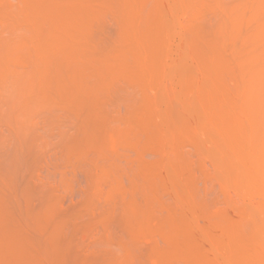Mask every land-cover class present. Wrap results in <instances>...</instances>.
<instances>
[{
    "label": "rangeland",
    "instance_id": "obj_1",
    "mask_svg": "<svg viewBox=\"0 0 264 264\" xmlns=\"http://www.w3.org/2000/svg\"><path fill=\"white\" fill-rule=\"evenodd\" d=\"M0 138L2 264H264V0H0Z\"/></svg>",
    "mask_w": 264,
    "mask_h": 264
},
{
    "label": "bare ground",
    "instance_id": "obj_2",
    "mask_svg": "<svg viewBox=\"0 0 264 264\" xmlns=\"http://www.w3.org/2000/svg\"><path fill=\"white\" fill-rule=\"evenodd\" d=\"M121 1H122V0H121ZM128 3H129V2H128ZM131 3H132V2H131ZM123 8H124V7H123ZM75 10H76V9H75ZM124 11H125V10H124ZM126 11H127V10H126ZM66 12H67V11H66ZM60 13H61V12H60ZM62 13H63V12H62ZM126 13H127V12H126ZM126 13H125V15H126ZM57 14H58V13H57ZM90 14H91V12H90ZM121 14H122V13H121ZM39 15H40V14H39ZM62 15H63V14H62ZM92 15H93V14H92ZM125 15H124V16H125ZM40 16H41V15H40ZM65 16H66V15H65ZM68 16H69V15H68ZM131 17H132V16H131ZM131 17H130V18H131ZM44 18H45V17H44ZM61 18H62V17H61ZM68 18H69V17H68ZM77 18H79V17H77ZM92 18H93V17H92ZM95 18H96V17H95ZM120 18H121V17H120ZM124 18H125V17H124ZM133 18H134V17H133ZM133 18H132V19H133ZM137 18H138V17H136L135 19H137ZM28 19H29V18H28ZM56 19H57V17H56ZM80 19H81V18H80ZM138 19H139V18H138ZM68 20H70V19H68ZM34 21H35V20H34ZM38 21H39V20H38ZM49 21H50V20H49ZM58 21H60V20H58ZM62 21H64V20H62ZM119 21H120V20H119ZM121 21H122V20H121ZM121 21H120V24H121V23L123 24V22H121ZM123 21H124V20H123ZM132 21H135V20L133 19ZM132 21H131V22H132ZM53 22H54V20H53ZM124 22H125V21H124ZM129 22H130V21H129ZM54 23H55V22H54ZM56 23H57V21H56ZM56 23H55V24H56ZM68 23H69V21H68ZM52 24H53V23H52ZM57 24H58V23H57ZM130 24H131V23H130ZM67 25H68V24H67ZM70 25H71V24H70ZM75 25H76V24H75ZM131 25H132V24H131ZM125 26H126V24H125ZM48 27H49V26H48ZM61 27H62V26H61ZM55 28H56V25H55ZM121 28H122V27H121ZM122 29H123V28H122ZM38 30H39V29H38ZM38 30H37V31H38ZM80 30H81V29H80ZM50 31H51V30H50ZM38 32H39V31H38ZM56 32H57V31H56ZM64 32H65V31H64ZM54 33H55V32H54ZM89 34H90V33H89ZM118 35H119V33H118ZM123 35H124V34H123ZM144 35H145V34H144ZM46 36H47V35H46ZM77 36H78V34H77ZM87 37H88V36H87ZM92 37H95V36H92ZM126 37H127V36H126ZM144 37H145V36H144ZM46 38H47V37H46ZM65 38H66V37H65ZM83 38L86 39L85 37H83ZM89 38H91V37H89ZM95 38H96V37H95ZM135 38H136V37H135ZM48 39H49V38H48ZM77 39H78V38H77ZM77 39H76V40H77ZM81 39H82V38H81ZM37 40H38V39H37ZM55 40H56V39H55ZM65 40H66V39H65ZM82 40H83V39H82ZM87 40H89V39H87ZM91 40H92V39H91ZM93 40H94V39H93ZM85 41H86V40H85ZM117 41H118V40H117ZM50 42H51V41H50ZM67 42H68V41H67ZM76 42H77V41H76ZM76 42H75V43H76ZM92 42H93V41H92ZM36 43H37V42H36ZM48 43H49V42H48ZM82 43H83V42H82ZM90 43H91V42H90ZM94 43H95V42H94ZM101 43H102V42H101ZM37 44H38V43H37ZM64 44H65V43H64ZM66 44H67V43H66ZM85 44H86V43H85ZM106 44H107V43H106ZM57 45H58V44H57ZM24 46H25V45H24ZM24 46H23V47H24ZM31 46H32V44H31ZM39 46H40V45H39ZM78 46H79V45H78ZM84 46H85V45H84ZM26 47H27V46H26ZM50 47H51V46H50ZM90 47H91V46H90ZM31 48H32V47H31ZM47 48H48V47H47ZM59 48H60V47H59ZM59 48H58V49H59ZM65 48H66V47H65ZM85 49H86V48H85ZM33 50H34V49H33ZM37 50H38V49H37ZM37 50H36V51H37ZM40 50H41V49H40ZM45 50H46V49H45ZM48 50H49V48H48ZM80 50H81V49H80ZM92 50H93V49H92ZM96 50H97V49H96ZM98 50H99V49H98ZM51 51H52V50H51ZM51 51H50V52H51ZM47 52H48V51H47ZM98 52H99V51H98ZM101 52H102V51H101ZM104 52H105V51H104ZM37 53H38V52H37ZM56 53H57V52H56ZM56 53H55V54H56ZM85 53H86V52H85ZM57 54H58V53H57ZM95 54H96V53H95ZM46 56H47V55H46ZM96 57H97V56H96ZM31 58H32V57H31ZM61 58H62V57H61ZM27 59H28V58H27ZM93 59H94V58H93ZM117 59H118V58H117ZM47 60L49 61V59H47ZM55 60H56V59H55ZM79 60H80V59H79ZM97 60H98V59H97ZM109 60H110V58H109ZM119 60H120V58H119ZM119 60H118V61H119ZM92 61H94V60H92ZM98 61H99V60H98ZM115 61H116V60H115ZM124 62H125V61H124ZM46 63L48 64V62H46ZM71 63H72V62H71ZM50 64H51V63H50ZM84 64H85V62H84ZM103 64H104V63H103ZM117 64H118V63H117ZM38 65H40V64H38ZM75 65H76V64H75ZM77 65H78V64H77ZM82 65H83V64H82ZM110 65H111V64H110ZM125 65H127V64H125ZM47 66H48V65H47ZM50 66H51V65H50ZM59 67H60V66H59ZM80 67H81V66H80ZM94 67H95V66H94ZM118 67H119V66H118ZM35 68H37V67H35ZM52 68H53V67H52ZM55 68H56V67H55ZM55 68H54V69H55ZM107 68H108V66H107ZM33 69H34V67H33ZM61 69H62V68H61ZM120 69H121V68H120ZM67 70H68V69H67ZM105 70H106V69H105ZM108 70L110 71V69H108ZM71 71H72V70H71ZM100 71H101V70H100ZM102 71H103V69H102ZM123 71H124V70H123ZM38 72H39V71H38ZM46 72H47V71H46ZM54 72H56V71H54ZM119 72H120V71H119ZM125 72H126V71H125ZM5 73H6V72H5ZM43 73H44V72H43ZM56 73H57V72H56ZM66 73H67V72H66ZM72 73H73V72H72ZM104 73H105V72H104ZM108 73H109V72H108ZM126 73H127V72H126ZM13 74H14V73H13ZM38 74H39V73H38ZM67 74H68V73H67ZM98 74H99V73H98ZM110 74H111V73H110ZM36 75H37V74H36ZM36 75H35V76H36ZM40 75H41V74H40ZM43 75H44V74H43ZM55 75H56V74H55ZM55 75H54V76H55ZM104 75H105V74H104ZM122 75H123V74H122ZM122 75H121V76H122ZM33 76H34V75H33ZM44 76H45V75H44ZM67 76H68V75H67ZM71 76H72V75H71ZM73 76H74V74H73ZM115 76H116V75H115ZM125 76H126V75H125ZM125 76H123V77H125ZM28 77H29V76H28ZM61 77H62V76H61ZM98 77H99V76H98ZM100 77H101V76H100ZM38 78H40V77H37V79H38ZM104 78H105V77H104ZM111 78L113 79L114 77H111ZM117 78H118V77H117ZM126 78H127V77H126ZM7 79H8V78H7ZM54 79H55V78H54ZM22 80H23V79H22ZM33 80H34V78H33ZM30 81H31V79H30ZM58 81H59V80H58ZM80 81H81V80H80ZM103 81H104V80H103ZM103 81H102V82H103ZM126 81H127V80H126ZM25 82H26V81H25ZM28 82H29V81H28ZM31 82H32V81H31ZM48 82H49V81H48ZM59 82H60V81H59ZM81 82H82V81H81ZM11 83H12V82H11ZM16 83H17V82H16ZM26 83H27V82H26ZM77 83H78V82H77ZM88 83H89V82H88ZM29 84H30V83H29ZM52 84H53V83H52ZM81 84H82V83H81ZM45 85H46V84H45ZM45 85H44V87H45ZM65 85H66V84H65ZM86 85H87V84H86ZM88 85H89V84H88ZM98 85H99V84H98ZM117 85H118V84H117ZM122 85H123V84H122ZM13 86H14V85H13ZM19 86H20V85H19ZM21 86H22V85H21ZM37 86H38V85H37ZM46 86H47V85H46ZM57 86H58V84H57ZM60 86H63V85H60ZM114 86H115V85H114ZM17 87H18V86H17ZM31 87H32V86H31ZM58 87H59V86H58ZM64 87H65V86H64ZM78 87H79V86H78ZM84 87H85V86H84ZM115 87H116V86H115ZM11 88H13V87H11ZM14 88H15V87H14ZM19 88H21V87H19ZM36 88H37V87H36ZM40 88H41V87H40ZM40 88H39V89H40ZM74 88H75V87H74ZM80 88H81V87H80ZM86 88H87V87H86ZM55 89H56V87H55ZM58 89H59V88H58ZM58 89H57V90H58ZM92 89H93V88H92ZM3 90H4V89H3ZM7 90H8V89H7ZM10 90H11V89H10ZM23 90H24V89H23ZM26 90H27V89H26ZM87 90L90 91L89 88H88ZM120 90H121V89H120ZM122 90H123V89H122ZM5 91H6V90H5ZM14 91H15V90H14ZM32 91H33V90H32ZM38 91H39V90H38ZM40 91H41V90H40ZM61 91H62V90H61ZM101 91H102V90H101ZM36 92H37V91H36ZM63 92H64V90H63ZM75 92H76V91H75ZM78 92H79V91H78ZM94 92H96V90H95ZM107 92H108V91H107ZM119 92H120V91H119ZM19 93H20V92H19ZM33 93H34V92H33ZM41 93H42V92H41ZM41 93L38 92V94H40V95H41ZM57 93H58V92H57ZM57 93H56V94H57ZM64 93H65V92H64ZM89 93H90V92H89ZM112 93H113V92H112ZM16 94H18V93H16ZM38 94H37V95H38ZM44 94H45V93H44ZM51 94H52V93H51ZM76 94H77V93H76ZM96 94H98V93H96ZM96 94H94V95L96 96ZM106 94H108V93H106ZM106 94H105V95H106ZM37 95H36V96H37ZM52 95H53V94H52ZM52 95H50V96H52ZM68 95H69V94H68ZM3 96H4V95H3ZM16 96H18V95H16ZM58 96H59V95H58ZM84 96H85V95H84ZM100 96H101V94H100ZM1 97H2V96H1ZM10 97H11V96H10ZM12 97H13V96H12ZM19 97H20V96H19ZM46 97H49V96H46ZM55 97H56V96H55ZM87 97H88V96H87ZM3 98H4V97H3ZM8 98H9V96H8ZM31 98H32V97H31ZM35 98H36V97H35ZM53 98H54V96H53ZM57 98H58V97H57ZM76 98H77V97H76ZM78 98H79V97H78ZM80 98H81V97H80ZM100 98H101V97H100ZM103 98H105V96H104ZM103 98H102V99H103ZM4 99H5V98H4ZM25 99H26V98H25ZM32 99H33V98H32ZM54 99H55V98H54ZM68 99H69V98H68ZM10 100H11V99H10ZM47 100H48V99H47ZM52 100H53V99H52ZM55 100H56V99H55ZM60 100H61V99H60ZM65 100H66V99H65ZM97 100H98V99H97ZM99 100H100V99H99ZM103 100H104V99H103ZM41 101H42V100H41ZM53 101H54V100H53ZM77 101H78V100H77ZM77 101H76V102H77ZM91 101H92V100H91ZM65 102H66V101H65ZM11 103H12V102H11ZM11 103H10V104H11ZM27 103H28V102H27ZM35 103H36V102H35ZM42 103H43V102H42ZM49 103H51V102H49ZM55 103H56V102H55ZM69 103H70V102H69ZM83 103H84V102H83ZM101 103H102V101H101ZM18 104H19V103H18ZM30 104H31V103H30ZM52 104H53V103H52ZM8 105H9V104H8ZM34 105H35V104H34ZM36 105H37V104H36ZM75 105H76V104H75ZM82 105H83V104H82ZM29 106H30V105H29ZM53 106H55V105H53ZM53 106H52V107H53ZM56 106H57V105H56ZM65 106H66V105H65ZM79 106H80V105H78V107H79ZM6 107H7V106H6ZM16 107H17V106H16ZM34 107H35V106H34ZM76 107H77V106H76ZM21 108H22V107H21ZM37 108H39V106H37ZM55 108H56V107H55ZM59 108H60V107H59ZM61 108H62V107H61ZM80 108H81V107H80ZM91 108H92V107H91ZM96 108H97V107H96ZM40 109H41V108H40ZM82 109H83V107H82ZM87 109H88V108H87ZM3 110H4V109H2L1 111H3ZM5 110H6V109H5ZM11 110H13V109H11ZM29 110H30V109H29ZM29 110H27V111H29ZM47 110H48V109H47ZM56 110H57V109H56ZM75 110H76V108H75ZM78 110H79V109H78ZM85 110H86V109H85ZM97 110H98V109H97ZM27 111H26V112H27ZM31 111H32V110H31ZM37 111H38V109H37ZM37 111H35V112H37ZM69 111H70V110H69ZM92 111H93V110H92ZM95 111H96V110H95ZM8 112H9V111H8ZM8 112H7V113H8ZM24 112H25V109H24ZM48 112H49V111H48ZM64 112H65V110H64ZM90 112H91V111H90ZM37 113H38V112H37ZM37 113H36V115H37ZM51 113H52V112H51ZM74 113H76V112L74 111ZM77 113H78V111H77ZM11 114H12V113H11ZM21 114H22V113H21ZM24 114H26V113H24ZM63 114H64V113H63ZM65 114H66V113H65ZM69 114H70V113H69ZM79 114H80V113H79ZM79 114H77V115H79ZM89 114H90V113H89ZM6 115H7V114H6ZM9 115H10V113H9ZM45 115H46V114H45ZM164 115H165V114H164ZM17 116H18V115H17ZM23 116H24V115H23ZM23 116H22V117H23ZM46 116H47V115H46ZM46 116H45V117H46ZM71 116H72V115H71ZM2 117H3V116H2ZM4 117H5V116H4ZM7 117H9V116H7ZM10 117H11V116H10ZM14 117H15V116H14ZM25 117H26V116H25ZM65 117H66V115H65ZM78 117H79V116H78ZM80 117H81V116H80ZM50 118H51V117H50ZM62 118H63V117H62ZM69 118H70V116H69ZM73 118H74V115H73ZM164 118H165V117H164ZM26 119H27V117H26ZM31 119H32V117H31ZM41 119H42V118H41ZM41 119H40V120H41ZM59 119H60V118H59ZM65 119H66V118H65ZM67 119H68V118H67ZM11 120H12V119H11ZM16 120H17V119H16ZM43 120H44V119H43ZM54 120H55V119H54ZM57 120H58V119H57ZM79 120H80V119H79ZM35 121H36V120H35ZM60 121H61V119H60ZM71 121H72V120H71ZM12 122H13V121H12ZM26 122H29V121L27 120ZM53 122H54V121H53ZM76 122H77V121H76ZM83 122H84V120H83ZM4 123H5V122H4ZM7 123H8V122H7ZM9 123H10V122H9ZM43 123H44V122H43ZM59 123H60V122H59ZM11 124H12V123H11ZM20 124H21V123H20ZM33 124H34V123H33ZM75 124H76V123H75ZM81 124H82V123H81ZM92 124H93V123H92ZM27 125H28V124H27ZM63 125H64V124H63ZM84 125H85V124H84ZM53 126H55V125H53ZM69 126H70V125H69ZM74 126H76V125H74ZM78 126H80V125H78ZM30 127H31V126H30ZM62 127H63V126H62ZM90 127H91V126H90ZM15 128H16V127H15ZM18 128H19V126H18ZM24 128L26 129V127H24ZM32 128H33V126H32ZM59 128H60V127H59ZM72 128H73V126H72ZM63 129H64V128H63ZM74 129H75V128H74ZM79 129H80V127H79ZM83 129H85V128H83ZM83 129H82V127H81V130H83ZM11 130H12V129H11ZM16 130H17V129H16ZM18 131H19V130H18ZM23 131H25V130L23 129ZM36 131H37V130H36ZM41 132H42V131H41ZM60 132H61V131H60ZM72 132H73V131H72ZM85 132H86V131H85ZM19 133H20V131H19ZM51 133H52V132H51ZM61 133H62V132H61ZM64 133H65V132H64ZM1 134H2V132H1ZM30 134H31V133H30ZM59 134H60V133H59ZM93 134H94V133H93ZM3 135H4V133H3ZM15 135L18 136V133L15 134ZM21 135H22V134H21ZM32 135H34V134H32ZM65 135H66V134H65ZM40 136H41V134H40ZM43 136H44V135H43ZM61 136H62V135H61ZM82 136H83V135H82ZM3 137H4V136H3ZM5 137H6V136H5ZM9 137H10V136H9ZM20 137H21V136H20ZM22 137H23V136H22ZM73 137H74V136H73ZM92 137H93V136H92ZM34 138H35V137H34ZM68 138H69V137H68ZM68 138H67V139H68ZM0 139H1L0 142H2L3 139L5 140V138H0ZM71 139H72V138H71ZM80 139H81V136H80ZM85 139H86V138H85ZM35 140H36V139H35ZM6 141H7V140H6ZM27 141H28V140H27ZM71 141H72V140H71ZM74 141H76V140H74ZM81 141L83 142V140H81ZM7 142H8V141H7ZM28 142H29V141H28ZM30 142H31V139H30ZM77 142H78V141H77ZM96 142H97V141H96ZM99 142H100V141H99ZM99 142L97 143V145L99 144ZM221 142H222V141H221ZM3 143H5V142H3ZM8 143H9V142H8ZM22 143H23V142H22ZM35 143H36V142H35ZM45 143H46V142H45ZM69 143H70V142H69ZM72 143H73V142H72ZM75 143H76V142H75ZM90 143H91V141H90ZM1 144H2V143H1ZM25 144H26V143H25ZM58 144H59V143H58ZM91 144H92V143H91ZM2 145H3V144H2ZM37 145H38V144L33 145V146H31V147L28 146V147H26V148H27V149L29 148V150H30V148L32 149L34 146H37ZM46 145H47V144H46ZM81 145H83V144H81ZM94 145H95V144H94ZM8 146H9V145H8ZM41 146H42V145H41ZM85 146H86V144H85ZM88 146H89V145H88ZM92 146H93V144H92ZM9 147H10V146H9ZM42 147H43V146H42ZM72 147H73V146H72ZM21 148H23V146H22ZM34 148H35V147H34ZM38 148H39V147H38ZM43 148H44V147H43ZM66 148H67V147H66ZM88 148H89V147H88ZM93 148H94V147H93ZM95 148H96V147H95ZM97 148H98V147H97ZM69 149H70V148H69ZM69 149H68V150H69ZM79 149H80V148H79ZM84 149H85V148H84ZM16 150H17V149H16ZM19 150H21V149H19ZM19 150H18V152H19V153L21 152V154L24 155V153H22L23 150H22V151H19ZM24 150H25V148H24ZM29 150H28V151H29ZM58 150H59V149H58ZM88 150H89V149H88ZM26 151H27V150H26ZM45 151H46V150H45ZM82 151H83V149H82ZM100 151H101V150H100ZM177 151H178V150H177ZM18 152H17V156H18ZM29 152H30V151H29ZM32 152H33V153H32ZM72 152H73V150H72ZM94 152H95V151H94ZM26 153H27V152H26ZM31 153H32V155H33V154H36L37 152L35 151V153H34V151L31 150ZM50 153H51V152H50ZM52 153H53V152H52ZM78 153H79V152H78ZM176 153H177V152H176ZM6 154H7V153H6ZM43 154H44V153H43ZM58 154H59V153H58ZM69 154H70V153H69ZM79 154H80V153H79ZM81 154H82V153H81ZM96 154H97V153H96ZM177 154H178V153H177ZM13 155H14V154H13ZM32 155H31V156H32ZM86 155H87V154H86ZM261 155H262V154H261ZM2 156H3V155H2ZM17 156H16V157H17ZM33 156H34V155H33ZM67 156H69V155H67ZM67 156H66V157H67ZM74 156H76V154H75ZM80 156H81V155H80ZM80 156H79V157H80ZM178 156H179V155H178ZM16 157H15V158H16ZM22 157H23V156H22ZM69 157H70V156H69ZM0 158H1V156H0ZM11 158H12V157H11ZM17 158H18V157H17ZM17 158H16V160H17ZM19 158H20V155H19ZM74 158H75V157H74ZM77 158H78V157H77ZM174 158H175V157H174ZM251 159H252V158H250V160H251ZM255 159H256V158H255ZM43 160H44V159H43ZM65 160H66V159H65ZM178 160H179V159H178ZM67 161H68V160H67ZM26 162H27V161H26ZM83 162H84V161H83ZM253 162H254V161H253ZM4 163H5V162H4ZM11 163H12V162H11ZM78 163H79V162H78ZM81 163H82V162H81ZM168 163H169V162H168ZM38 164H39V163H38ZM169 164H170V163H169ZM115 165H116V164H115ZM32 166H33V163H32ZM32 166H31V167H32ZM11 167H12V166H11ZM15 167H16V166H15ZM35 167H36V166H35ZM0 168H1V166H0ZM5 168H6V167H5ZM9 169H10V168H9ZM27 169L29 170V168H27ZM27 169H26V170H27ZM91 169H92V168H91ZM1 170H2V169H0V171H1ZM13 170H14V169H13ZM30 170H31V169H30ZM40 170H41V169H40ZM38 171H39V170H38ZM19 172H20V171H19ZM25 172H26V171H25ZM92 172H93V171H92ZM16 173H17V172H16ZM41 174H42V173H41ZM156 174H157V173H156ZM168 174H169V173H168ZM38 175H39V174H38ZM157 175H158V174H157ZM0 176H1V175H0ZM34 176H35V175H34ZM155 176H156V175H155ZM3 177H4V176H3ZM17 177H18V176H17ZM22 177H23V175H22ZM29 177H30V174H29ZM36 177H37V176H36ZM47 177H48V176H47ZM50 177H51V176H50ZM111 177H112V176H111ZM18 178H19V177H18ZM24 178H26V177H24ZM51 178H52V177H51ZM4 179H5V177H4ZM19 179H20V178H19ZM33 179H34V178H33ZM33 179H32V180H33ZM39 179H40V178H39ZM44 179H45V178H44ZM115 179H116V178H114V180H115ZM15 180L17 181L18 179H15ZM24 180H25V179H24ZM27 180H29V178H28ZM36 180H37V178H36ZM108 180H110V179L108 178ZM112 180H113V179H112ZM112 180H110V181H112ZM2 181H3V179H2ZM2 181H0V182H2ZM22 181H23V180H22ZM22 181H21V182H22ZM30 181H31V179H30ZM30 181H29V182H30ZM38 181H39V180H38ZM50 181H51V180H50ZM59 181H60V180H59ZM29 182H28V183H29ZM53 182H54V181H53ZM57 182H58V181H57ZM99 182H100V181H99ZM12 183H13V182H12ZM19 183H20V182H19ZM24 183H25V182H24ZM24 183H23V184H24ZM31 183H32V182H31ZM46 183H47V182H46ZM95 183H96V182H95ZM100 183H102V182H100ZM100 183H99V184H100ZM107 183H109V182L107 181ZM112 183H113V181H112ZM112 183H111V184H112ZM13 184H14V183H13ZM13 184H12V185H13ZM15 184H16V183H15ZM23 184L21 183V184H19V186L22 185V186L24 187V185H25L26 183H25L24 185H23ZM103 184H105V183H103ZM114 184H116V183H114ZM3 185H4V184H3ZM16 185H17V184H16ZM26 185H28V184H26ZM34 185H35V184H34ZM42 185H43V184H42ZM48 185H49V184H48ZM56 185H57V183H56ZM116 185H117V184H116ZM9 186H10V185H9ZM28 186H30V185H28ZM111 186H112V185H111ZM117 186H118V185H117ZM15 187H16V186H15ZM42 187H43V186H42ZM49 187H50V186H49ZM115 187H116V186H115ZM152 187H153V186H152ZM24 188H26V190H24V189L22 190V188H21V190H22L21 193H23V195H24V196H22V194H21V197H22V198L25 197L24 199H25L26 201H28V202H26V203H29V202H32V203H33V200H32V199H33V196L31 197L32 194L29 195L30 198H32V199H31V200L28 199V197H29V196H28V193L30 194V192H29L30 189L27 191V186H25ZM28 188H29V187H28ZM32 188H33V187H32ZM47 188H48V187H46V189H47ZM94 188H95V187H94ZM96 188H98V187H96ZM150 188H151V187H150ZM13 189H14V188H13ZM13 189H12V190H13ZM50 189H51V188H50ZM15 190H16V189H14V191H15ZM48 190H49V189H48ZM95 190H96V189H95ZM98 190H99V189H98ZM151 190H152V189H151ZM25 191L27 192V194H26ZM41 191H42V190H41ZM12 192H13V191H12ZM24 192H25V194H24ZM45 192H46V191H45ZM114 192H115V191H114ZM149 192H150V191H149ZM15 193H16V191H15ZM18 193H19V192H18ZM94 193H95V192H94ZM98 193H99V192H98ZM112 193H113V191H112ZM115 193H116V192H115ZM12 194H13V193H12ZM33 194H34V193H33ZM96 194H97V193H96ZM96 194H95V195H96ZM54 195H55V194H54ZM97 195H98V194H97ZM110 195H111V194H110ZM114 195H115V194H114ZM36 196H37V195H36ZM42 196H43V195H42ZM46 196H47V195H46ZM99 196H100V195H99ZM99 196H98V197H99ZM112 196H113V195H112ZM12 197H14V196H12ZM12 197H11V198H12ZM26 197H27V198H26ZM16 198H17V197H16ZM35 198H36V197H35ZM56 198H57V197H56ZM92 198H93V197H92ZM95 198H96V197H95ZM47 199H48V198H47ZM51 199H52V198H51ZM36 200H37V199H36ZM54 200H55V199H54ZM10 201H11V200H10ZM23 201H24V200H23ZM23 201H22V202H23ZM44 201H45V200H44ZM15 202H16V201H15ZM52 202H53V201H52ZM38 203H39V201H38ZM41 203H42V202H41ZM53 203H54V202H53ZM86 203H87V202H86ZM122 203H123V202H122ZM6 204L8 205V203H6ZM30 204H31V203H30ZM30 204H28V205H30ZM36 204H37V203H36ZM2 205H3V204H2ZM21 205H22V204H21ZM26 205H27V204H26ZM32 205H33V204H32ZM32 205H31V206H32ZM39 205H40V204H39ZM41 205H42V204H41ZM53 205H55V204H53ZM121 205L123 206V204H121ZM17 206H18V205H17ZM31 206H29V207L31 208ZM51 206H52V205H50V207H51ZM58 206H59V205H58ZM117 206H118V205H117ZM39 207H40V206H39ZM53 207H54V206H53ZM119 207H120V206H119ZM54 208H55V207H54ZM115 208H116V207H115ZM120 208H121V207H120ZM2 209H3V208H2ZM19 209H20V207H19ZM52 209H53V208H52ZM87 209H88V208H87ZM117 209H118V208H117ZM117 209H115V211H116ZM3 210H5V209H3ZM3 210H2V211H3ZM6 210H7V209H6ZM20 210H21V209H20ZM25 210H27V209H25ZM31 210H32V208H31ZM53 210H54V209H53ZM89 210H90V209H89ZM91 210H92V209H91ZM150 210H151V209H150ZM73 211H74V210H73ZM111 211H112V210H111ZM115 211H114V212H115ZM41 212H42V211H41ZM41 212L38 211V214L41 213ZM51 212H53V211H51ZM116 212H117V211H116ZM118 212H119V211H118ZM125 212H126V210H125ZM125 212H124V213H125ZM6 213H7V212H6ZM9 213H10V212H9ZM28 213H29V212H28ZM53 213H54V212H53ZM60 213H61V211H60ZM70 213H71V212H70ZM73 213H74V212H73ZM73 213H72V214H73ZM111 213H112V212H111ZM147 213H148V212H147ZM107 214H108V213H107ZM112 214H113V213H112ZM0 215H1V214H0ZM13 215H14V214H13ZM27 215H28V214H27ZM41 215H42V214H41ZM56 215H57V214H56ZM56 215H55V216H56ZM59 215H60V214H59ZM59 215H57V220L54 221V222H57V225H58L60 222H62V221H60V220H58V219H59V218H60V219H61V218L63 219V216L59 217ZM63 215H64V214H63ZM108 215H109V214H108ZM113 215H115V214H113ZM116 215H117V214H116ZM125 215H126V214H125ZM132 215H133V214H132ZM144 215H145V213H144ZM150 215H151V214H150ZM3 216H4V215H3ZM11 216H12V215H11ZM20 216H21V215H20ZM25 216H26V215H25ZM28 216H29V215H28ZM36 216H37V215H36ZM50 216H51V215H50ZM103 216H104V215H103ZM111 216H112V215H111ZM117 216H118V215H117ZM17 217H18V216H17ZM47 217H49V216H47ZM47 217L44 216V218H46V219H47ZM119 217H120V216H119ZM124 217H125V216H124ZM126 217H127V216H126ZM126 217H125V218H126ZM142 217H143V215L141 216V218H142ZM145 217H146V216H145ZM145 217H144V218H145ZM10 218H13V217H10ZM44 218L41 217V219H44ZM107 218H108V217H107ZM107 218H106V219H107ZM110 218H111V217H110ZM132 218H133V217H132ZM134 218H135V217H134ZM39 219H40V217H39ZM46 219H45V220H46ZM52 219H53V217H52ZM62 219H61V220H62ZM91 219H92V218H91ZM112 219H113V218H112ZM123 219H124V218H123ZM130 219H131V218H130ZM10 220H11V219H10ZM10 220H9V221H10ZM31 220H32V219H31ZM33 220H34V219H33ZM35 220H37V218H36ZM63 220H65V219H63ZM70 220H71V218H70ZM70 220H67V219H66L67 222H70ZM75 220H77V219H75ZM101 220H103V218L100 219V221H101ZM109 220H110V219H108V221H109ZM119 220H121V219H119ZM128 220H129V219H128ZM128 220H127V221H128ZM136 220H137V219H136ZM9 221H8V222H9ZM15 221H16V220H15ZM43 221H44V220H43ZM43 221H42V222H43ZM51 221H52V220H51ZM51 221H50V219H49V221H48V222L46 221L45 223L48 224V223L51 222ZM58 221H60V222H58ZM73 221H74V219H73ZM88 221H90V220H88ZM92 221H93V220H92ZM105 221H106V220H105ZM110 221H112V220H110ZM121 221H122V220H121ZM127 221H126V222H127ZM141 221H142V220H141ZM22 222H23V221H22ZM40 222H41V221H40ZM63 222H64V221H63ZM71 222H72V221H71ZM86 222H87V221H86ZM90 222H91V221H90ZM90 222H89V223H90ZM112 222H113V221H112ZM119 222H120V221H119ZM124 222H125V221L123 220V223H124ZM126 222H125V223H126ZM144 222H145V220H144ZM9 223H11V222H9ZM18 223H20V222H18ZM23 223H24V222H23ZM64 223H66V222H64ZM64 223H63V224L60 223V225L58 226V228H59V227L62 225V226L60 227V229L57 230V231L55 230V231H54L55 233L53 232L55 235H57L56 232H60V231L62 230V228L66 227L65 225H66L67 223H66L65 225H64ZM72 223H73V222H72ZM91 223H94V221L91 222ZM95 223H96V222H95ZM103 223H105V222H103ZM103 223H102V226L104 227V226L106 225V223H105V225H104ZM107 223H108V222H107ZM114 223H115V221H114ZM11 224H12V223H11ZM16 224H17V223H16ZM27 224H28V222H27ZM32 224H33V223H32ZM40 224H42V223H40ZM52 224H53V223H52ZM86 224H87V223H86ZM99 224H100V223H99ZM109 224H110V223H109ZM109 224H108V225H109ZM14 225H15V224H14ZM29 225H30V224H29ZM34 225H35V224H34ZM50 225H51V224H50ZM93 225H94V224H93ZM118 225H119V224H118ZM11 226H12V225H11ZM25 226H26V225H25ZM38 226H39V225H38ZM42 226H43V225H42ZM45 226H46V225H45ZM45 226H43V228H44ZM52 226H54V225H52ZM67 226H68V225H67ZM73 226H74V224H72V227H73ZM88 226H89V225H88ZM99 226H100V225H99ZM39 227H41V226H39ZM47 227H48V226H47ZM47 227H46V228H47ZM49 227H51V226H49ZM56 227H57V226H56ZM12 228H13V227H12ZM15 228H16V227H15ZM18 228H19V227H18ZM21 228H22V227H21ZM31 228H32V227H31ZM37 228H38V227H37ZM89 228H91V226H89ZM97 228H98V227H97ZM98 229H99V228H98ZM108 229H109V228H108ZM24 230H25V227H24ZM26 230H27V229H26ZM40 230H41V228H40ZM46 230H48V228H47ZM49 230H54V229H49ZM71 230H72V228H71ZM87 230H88V228H87ZM89 230H90V229H89ZM91 230H92V229H91ZM103 230H104V229H103ZM14 231H15V230H14ZM16 231H17V230H16ZM35 231H36V230H35ZM98 231H99V230H98ZM100 231H101V230H100ZM100 231H99V232H100ZM105 231H106V230H105ZM108 231H110V230H108ZM18 232H19V230H18ZM40 232H41V231H40ZM40 232H37V233L40 234ZM44 232H47V231H44ZM61 232H62V231H61ZM26 233H28V231H27ZM42 233H43V232H42ZM48 233H50V232H48ZM53 233H52V231H51V234H52L53 238H55L56 236L53 235ZM63 233H64V232H63ZM66 233H67V232H66ZM85 233H86V232H85ZM93 233H94V232H93ZM96 233H97V232H96ZM110 233H111V231H110ZM115 233H116V232H115ZM12 234H14V233H12ZM46 234H47V233H46ZM60 234H61V233H60ZM77 234H78V233H77ZM81 234H82V233H81ZM106 234H107V233H106ZM112 234H113V233H112ZM36 235H37V234H36ZM93 235H94V234H93ZM101 235H102V232H101ZM113 235H114V234H113ZM16 236H17V235H16ZM18 236H19V235H18ZM31 236H32V235H31ZM47 236H48V235H47ZM54 236H55V237H54ZM82 236H83V235H82ZM95 236H96V235H95ZM95 236H94V237H95ZM99 236H100V235H99ZM105 236H106V235H105ZM109 236H110V235H109ZM119 236H120V234H119ZM8 237H9V236H8ZM13 237H14V235H13ZM19 237H20V236H19ZM35 237H36V236H35ZM38 237H39V236H38ZM48 237H49V236H48ZM60 237H61V236H60ZM75 237H76V236H75ZM75 237H73V238H75ZM94 237H93V238H94ZM97 237H98V235H97ZM16 238H17V237H16ZM22 238H23V237H22ZM29 238H30V237H29ZM29 238H28V240H29ZM53 238H51V240H52ZM69 238H70V237H69ZM76 238H77V237H76ZM87 238H88V237H87ZM91 238H92V237H91ZM91 238H90V239H91ZM100 238H101V237H100ZM105 238H106V240H107L108 237H105ZM10 239H13V238L10 237ZM33 239H35V238H33ZM40 239H41V238H40ZM48 239H49V238H48ZM55 239H56V238H55ZM90 239H89V240H90ZM111 239H112V238H111ZM114 239H115V238H114ZM22 240H24V239H22ZM25 240L27 241V239H25ZM31 240H32V239H31ZM65 240H66V239H65ZM108 240H109V238H108ZM112 240H113V239H112ZM123 240H125V239H123ZM9 241H10V240H9ZM12 241H13V240H12ZM29 241H30V240H29ZM40 241H41V240H40ZM47 241H50V240H47ZM53 241H54V240H53ZM53 241H52V242H53ZM87 241H88V240H87ZM101 241H102V240H101ZM114 241H115V240H114ZM125 241H126V240H125ZM13 242H14V241H13ZM20 242H21V241H20ZM20 242H19V243H20ZM30 242H33V241H30ZM58 242H59V241H58ZM58 242H57V243H56V242H53V244L56 243L55 245H57ZM103 242H104V241H103ZM112 242H113V241H112ZM119 242H120V241H119ZM16 243H18V242H16ZM22 243H23V242H22ZM26 243H27V242H26ZM49 243H50V242H49ZM74 243H77V242H74ZM83 243H84V242H83ZM107 243H108V242H107ZM110 243H111V242H110ZM115 243H116V242H115ZM115 243H114V244H115ZM112 244H113V243H112ZM118 244H119V243H118ZM8 245H9V244H8ZM8 245H7V246H8ZM30 245H31V244H30ZM30 245H29V246H30ZM35 245H36V244H35ZM50 245H51V243H50ZM76 245H77V244H76ZM107 245H108V244H107ZM120 245H121V244H120ZM122 245H123V244H122ZM0 246H1V245H0ZM20 246H22V245L20 244ZM132 246H133V245H132ZM132 246H131V247H132ZM23 247H24V246H23ZM41 247H42V246H41ZM41 247H40V248H41ZM52 247H53V246H52ZM72 247H73V246H72ZM76 247H77V246H76ZM114 247H115V246H114ZM124 247H125V246H124ZM1 248H2V247H1ZM3 248H4V247H3ZM9 248H10V246H9ZM25 248H26V247H25ZM29 248H30V247H29ZM33 248H34V247H33ZM36 248H38V247H36ZM56 248H58V247L56 246ZM115 248H116V247H115ZM129 248H130V247H129ZM135 248H136V247H135ZM12 249H13V248H12ZM34 249H35V248H34ZM58 249H59V248H58ZM58 249H56V250H58ZM110 249H111V248H110ZM5 250H6V249H4V252H6ZM26 250L28 251V249H26ZM113 250H114V249H113ZM119 250H120V249H119ZM127 250H128V251H127ZM127 250H126V252L130 253L129 250H131V249H127ZM9 251H10V250H9ZM11 251H12V250H11ZM20 251H21V250H20ZM27 251H26V253H28ZM31 251H32V250H31ZM45 251H46V250H45ZM59 251H60V250H59ZM79 251H80V250H79ZM79 251H78V252H79ZM110 251H111V250H110ZM114 251H115V250H114ZM131 251H134V252L136 251V252H137V250H136V249L134 250V248H133V250H131ZM62 252H63V251H62ZM68 252H69V251H68ZM83 252H84V251H83ZM121 252H122V251H121ZM0 253H1V251H0ZM30 253H31V252H30ZM116 253H117V252H116ZM119 253H120V252H119ZM123 253H124V252H123ZM1 254H2V253H1ZM7 254H8V253H7ZM61 254H62V253H61ZM63 254H64V253H63ZM2 255H3V254H2ZM31 255H32V254H31ZM57 255H58V254H57ZM64 255H65V254H64ZM66 255H67V254H66ZM90 255H91V254H90ZM94 255H95V254H94ZM112 255H113V254H112ZM117 255H118V254H116V256H117ZM119 255H120V254H119ZM124 255H125V254H124ZM124 255H122V254L120 255V256H122V258L120 257L121 260H119V261H124V260H125L124 263L126 264V262H128V260L130 259L129 256L131 255V253H130V255L128 254L129 256L127 255V258L125 257V258L127 259V261H126V259L122 260V259L124 258ZM133 255H134V257H135V254H133ZM25 256H26V255H25ZM58 256H59V255H58ZM62 256H63V255H62ZM79 256H80V255H79ZM0 257H1V255H0ZM2 257H3V256H2ZM4 257H5V256H4ZM35 257H36V256H35ZM80 257H81V256H80ZM87 257H88V255H87ZM87 257H85V258H87ZM89 257H90V256H89ZM91 257H92V256H91ZM107 257H108V255H107ZM111 257H112V256H111ZM128 257H129V258H128ZM7 258H8V257H7ZM24 258H25V257H24ZM29 258H31V257L29 256ZM38 258H39V257H38ZM74 258H75V257H74ZM97 258H98V257H97ZM114 258H116V257H114ZM0 259H1V258H0ZM4 259H6V258H4ZM4 259H2V260H4ZM68 259H69V258H68ZM100 259H101V258H100ZM109 259H110V258H109ZM117 259H118V257H117ZM131 259H132V257H131ZM2 260H1V261H2ZM11 260H12V259H11ZM11 260H10V261H11ZM27 260H29V262H30V259H27ZM39 260H40V259H39ZM82 260H83V259H82ZM90 260H91V258H90ZM97 260H98V259H97ZM111 260H113V259L111 258ZM5 261H6V260H5ZM24 261H26V260H24ZM33 261H34V260H33ZM52 261H53V260H52ZM73 261H74V260H73ZM92 261H94V259H93ZM103 261H104V260H103ZM34 262H35V261H34ZM34 262H33L32 264H34ZM42 262H43V261H42ZM80 262H81V261H80ZM88 262H89V261H88ZM112 262H113V261H112ZM130 262H131V261H130ZM40 263H41V262H40ZM86 263H87V262H86ZM91 263H92V262H91ZM94 263H95V262H93V264H94ZM101 263H103V262H101ZM108 263H109V262H108ZM118 263H119V262H118ZM124 263H123V264H124ZM0 264H2V263H0ZM4 264H5V263H4ZM8 264H9V263H8ZM41 264H43V263H41ZM59 264H60V263H59ZM88 264H89V263H88ZM99 264H100V263H99ZM116 264H117V261H116ZM119 264H120V263H119ZM130 264H131V263H130Z\"/></svg>",
    "mask_w": 264,
    "mask_h": 264
}]
</instances>
